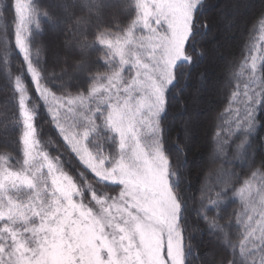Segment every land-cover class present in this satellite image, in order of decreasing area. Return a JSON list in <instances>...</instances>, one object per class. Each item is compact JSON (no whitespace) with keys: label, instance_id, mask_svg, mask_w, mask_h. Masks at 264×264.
I'll use <instances>...</instances> for the list:
<instances>
[{"label":"trees","instance_id":"trees-1","mask_svg":"<svg viewBox=\"0 0 264 264\" xmlns=\"http://www.w3.org/2000/svg\"><path fill=\"white\" fill-rule=\"evenodd\" d=\"M205 2L207 55L196 74L203 73L207 86L199 93H184L192 97L196 106L193 119L197 128L187 151V168L177 167V153L171 147V138H167L169 147L164 156L171 173L170 188L182 202L179 229L184 247L190 250L188 264H261L264 164L257 161L255 166H247L235 153L226 151L213 155L214 148L210 150L208 142L211 134L214 145L233 126L236 117L228 110L229 103L233 110L243 108V91L250 76L247 66L264 34V24L257 16L261 0ZM137 3L138 0H30L25 59L17 44L19 15L15 0H0L1 163L13 170L25 167V125L18 89L21 82L28 93L40 148L59 160L61 171L83 189L108 192L105 183L64 142L38 95L29 66L39 74L44 89L63 99L88 97L94 88L107 84L121 70L128 82L130 69L124 70L116 43L125 41L135 24ZM237 3L242 5L239 9L235 7ZM60 18L65 21L56 28L54 22ZM77 47L83 52H78ZM59 55L64 60L62 66ZM226 82H230L227 87ZM233 91L240 93L235 101ZM95 109L87 112L88 124L84 122L80 129L89 131L86 146L97 161L106 165L119 159L118 136L105 126L103 117L108 109ZM46 184L49 185L46 180L39 182L43 193ZM13 195L18 196L17 201L27 200L26 194ZM2 204L4 201L0 207Z\"/></svg>","mask_w":264,"mask_h":264},{"label":"snow or ice","instance_id":"snow-or-ice-1","mask_svg":"<svg viewBox=\"0 0 264 264\" xmlns=\"http://www.w3.org/2000/svg\"><path fill=\"white\" fill-rule=\"evenodd\" d=\"M206 7L205 0H138L136 27L143 52L137 76L103 117L118 136L119 160L105 165L111 176L105 181L108 192L94 197L76 182L57 181L39 200L3 211L0 264H188L190 250L171 243L181 235L183 209L168 188L165 176L170 179L171 173L162 169L161 159L170 137L177 167L188 166L196 106L184 93L207 86L203 73L196 74L207 55ZM257 16L264 24V0ZM224 72L226 77V64ZM239 95L233 91L232 101ZM242 104L233 110L229 103L233 126L214 145L211 134L208 142L213 155L235 153L253 167L257 161L264 164V64L257 69L255 58ZM260 260L264 264V253Z\"/></svg>","mask_w":264,"mask_h":264},{"label":"rangeland","instance_id":"rangeland-1","mask_svg":"<svg viewBox=\"0 0 264 264\" xmlns=\"http://www.w3.org/2000/svg\"><path fill=\"white\" fill-rule=\"evenodd\" d=\"M29 3L30 0H15V6L19 15L18 24V36L17 44L23 57H28V47L26 44V24L29 20ZM138 17V15H137ZM65 19L60 18L56 20L54 26L59 27L64 23ZM135 24L127 32V38L123 42L116 43V47L120 54L124 70L129 68V79L125 82L123 71L115 74V76L109 80V82L102 86L94 88L92 93L85 98L75 99H63L50 93L44 89L39 83V74L35 72L33 68L29 66V71L33 77V81L36 85V89L39 97L44 102L50 116L55 121L57 129L60 131L61 136L66 145L72 150L73 154L81 161L84 166L87 167L97 179L105 183L111 179L110 170L105 167L104 163L97 161L91 151L86 146L87 136L89 131L81 130L80 125L87 122V112L91 108H97L99 106L106 107L108 112L111 110V104L116 98L123 97L126 93V89L131 86L132 82L136 79V65L138 63V56L143 52L142 38L138 28ZM71 47H66L69 50ZM74 49V47H73ZM76 49V47H75ZM77 51L82 53L81 48L77 47ZM82 57V56H81ZM80 57V58H81ZM255 58L257 63V69H259L264 59V34L260 37L258 45L254 50L249 67L251 70L252 60ZM58 61L62 66L64 63L63 57H58ZM250 73V72H249ZM18 89L21 97L22 115L24 118L25 133L23 137L25 147V167L21 170H13L7 166V164L0 162V202L4 201V204L0 207V213L6 211L12 207H24L39 198L44 194L43 190L39 187V182L46 180L49 185L46 184V191H51L56 188L57 181L73 183V179L61 171V163L59 160L51 158L41 147L36 138L34 127V116L28 106V93L24 85L18 82ZM96 110V109H95ZM151 137H145V141L150 143ZM146 151L150 152L152 149L149 147ZM119 160V159H118ZM162 169L166 168L167 173L169 171V164L165 156L161 159ZM40 179V180H38ZM168 182V188H170V179L165 176ZM51 186V187H50ZM93 195L97 193L93 190ZM26 194L27 200L25 202L17 201L18 196H14V193ZM173 194V192L171 191ZM106 194V193H102ZM174 195V194H173ZM180 232V229L178 227ZM181 233V232H180ZM164 236L161 235L158 239V243L163 247ZM173 245L179 244L184 247L182 235L171 241Z\"/></svg>","mask_w":264,"mask_h":264}]
</instances>
